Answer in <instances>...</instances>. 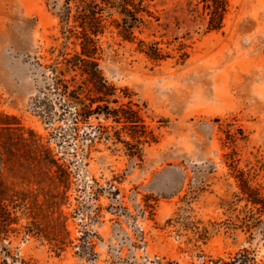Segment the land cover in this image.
<instances>
[{
    "label": "rangeland",
    "instance_id": "rangeland-1",
    "mask_svg": "<svg viewBox=\"0 0 264 264\" xmlns=\"http://www.w3.org/2000/svg\"><path fill=\"white\" fill-rule=\"evenodd\" d=\"M66 1L0 0V112L27 139L0 135V197L18 218L0 264H264V216L243 193L264 196V0H228L219 31L198 0H136L134 42L105 14L109 111H139L156 138L139 156L124 120L85 121L59 96L58 76L83 79L60 75L81 51Z\"/></svg>",
    "mask_w": 264,
    "mask_h": 264
},
{
    "label": "trees",
    "instance_id": "trees-1",
    "mask_svg": "<svg viewBox=\"0 0 264 264\" xmlns=\"http://www.w3.org/2000/svg\"><path fill=\"white\" fill-rule=\"evenodd\" d=\"M140 2L142 3V0ZM70 4L71 1L67 0L63 21L69 23L70 19H73L76 25L67 31L79 42L81 51L71 58L64 59V71L60 70V75L65 76L67 72L73 71L83 79L78 82L75 77L68 80L58 76L55 79V86L59 96L66 106L76 107L78 117L85 118V121L89 117L105 111L114 115L117 122L124 120L126 126L131 127L132 139L137 142L134 149L127 143L132 147L131 155L139 156L140 150H142L140 145L156 142V138L152 131L146 129L139 111L133 109H130L129 113L123 109L122 111H109V105L112 103L111 98L115 96L117 89L109 84L100 68L98 56L102 50L98 45L97 37L104 34L107 28L105 14L115 11L123 16L121 22H113L119 35L125 41L134 42L136 40L134 29L137 27V23L142 22L137 18V15L143 12L140 11L142 4H136V0H80L76 2V12L73 15ZM198 5L202 6L204 13L209 17V30L219 31L224 27V20L229 11L228 0H198ZM140 48L141 52L152 60L160 61L167 58L160 49L149 46L143 41L140 42ZM113 103H118V101L114 100ZM5 132L15 133L17 139L27 141L24 137L25 131L18 118L0 112V135ZM31 135H33L32 132ZM1 142L3 140L0 136V148L2 147ZM2 160L0 161L1 166L3 165ZM244 184L243 193L247 196V201L257 208L260 216H264V196L258 190L249 187L246 182ZM17 221L18 218L14 217V214L5 205L4 199L0 197V237L1 234H7ZM215 264L230 263L219 261ZM241 264H250L249 258L246 257Z\"/></svg>",
    "mask_w": 264,
    "mask_h": 264
}]
</instances>
